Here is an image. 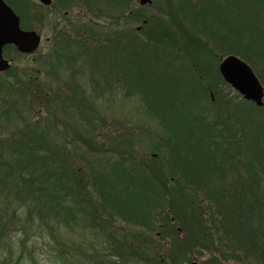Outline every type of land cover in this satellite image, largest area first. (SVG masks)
<instances>
[{
	"label": "trees",
	"instance_id": "1",
	"mask_svg": "<svg viewBox=\"0 0 264 264\" xmlns=\"http://www.w3.org/2000/svg\"><path fill=\"white\" fill-rule=\"evenodd\" d=\"M3 1L18 15L22 28L34 30L29 23L28 0ZM174 1L168 3L167 9L151 7L157 13L154 17L132 12V22L143 25L132 42L122 40L127 34L116 31L118 24L111 16L108 27L92 23L97 18L92 15L89 23L75 20L68 34L55 30L52 36L53 43L59 44L53 46L51 56L55 64L49 67L57 74L55 78L60 77L59 91L53 94L58 96L59 111L64 117L77 116L84 133L91 136L99 132L95 126L106 123L103 118H96L93 99L90 101L84 94L81 78L76 80L85 67L93 95L102 94L96 90L99 84L117 80V87L122 83L120 88L124 87L126 96L138 97L145 113L156 119L159 128L152 135L145 131L156 159L152 166H142L134 160L127 162L120 155H116V160L110 159L105 153V159L101 155L103 160L94 162L82 158L86 172L83 179L90 182L103 212L140 232L131 238L109 237L113 248L106 251L87 249L89 240L76 246L71 239L61 236L59 255H64L65 264H95L103 257L110 260L112 253L122 264H186L194 251L204 247L203 243L209 240L212 244L211 234L217 232V223L222 229L218 241L227 239L237 252L253 260L264 255V189L255 172L257 167H253L254 158L249 155L257 152L260 157L264 146L244 141L243 124L236 121L240 111L230 108L223 98L211 102L207 91L214 84L207 80L203 86L201 80L206 75L197 71L210 59L198 55V51L212 50L224 58L233 56L254 73L263 89L264 104V0ZM113 2L122 6L119 12L127 16L131 3ZM55 8L53 1L48 9L54 12ZM168 17L180 27L178 34L182 37L190 28L210 45L208 49L203 41L195 40L199 47H192L196 55H190L180 39L173 41L177 52L198 61L199 66H193L197 73L188 71L176 53L155 47V30ZM56 32L65 33L61 41ZM113 37H118V42L112 43ZM119 42L124 44L123 49L116 44ZM7 54L10 57L14 52L9 55V50ZM215 69L218 81L224 83L218 67ZM67 71L71 84L61 79ZM105 72L110 74L104 76ZM95 74H99L100 80ZM244 103L255 107L251 102L243 100ZM242 104L237 107L242 109ZM53 121L55 117H47L35 122L36 126H26L17 132L15 144L5 152L0 149V235H25L29 226L35 233L41 226L68 227L72 222H80L82 218L77 214L84 211H89L90 222L93 218L96 221L99 211L93 204H84V209L81 205L77 210L71 205V201L76 205L87 199L80 198L85 195L82 192L81 196L70 192L68 181L76 168L67 164L72 159L64 155V144L54 145L52 133L62 137L64 129L57 131ZM91 151V156L95 155L94 149ZM261 161L257 164L264 173ZM109 163L113 165L108 167ZM231 176L234 181L229 180ZM23 208L27 209L24 219L19 212ZM186 210L193 213L186 216ZM214 215L220 218L216 221ZM205 216L210 217L209 223ZM209 225L214 229L212 233ZM25 251L31 260L33 253L38 252Z\"/></svg>",
	"mask_w": 264,
	"mask_h": 264
},
{
	"label": "rangeland",
	"instance_id": "2",
	"mask_svg": "<svg viewBox=\"0 0 264 264\" xmlns=\"http://www.w3.org/2000/svg\"><path fill=\"white\" fill-rule=\"evenodd\" d=\"M28 1V6H30L31 10L30 15L28 16L29 23L31 27L34 28L33 31L40 34L41 43L40 46L37 47V50L32 54L22 56L12 54L9 58L12 60L10 70L0 73V149L3 148V150L0 151L5 152V150L10 148L11 144H15L17 138H19L17 132L24 130L26 126H36L35 122L37 121L41 122L44 119L46 120L47 117H55L56 121L53 122L56 125V130L61 132V130L64 129V135L61 137L59 133L57 134L54 131L52 133L54 145L58 147V144H64V155L66 157L69 156L70 159H72L68 160L67 164L76 168L73 170V173L70 176L71 178L68 181L72 187V191L70 192L77 196L78 194L81 196L82 192L85 195H82L80 198L87 199V201L79 200L81 203H76V205L71 201V205L77 210L81 205L84 209V204L90 203V205L93 204L95 209L99 212L96 214V221H94L93 218L92 222L89 220V211H84L77 214L82 220H80V222H72L73 224L68 227L55 226L54 229H52L50 226L48 228L41 226L39 232L37 231V233H35V231L29 226L27 228L28 232L24 231L25 235L18 232H13L8 234V236L5 234L0 235V259H3L2 257L6 255L12 264H65L63 261L64 255H59L60 246L62 244L60 243L61 236H63L64 239L65 236L68 237L76 246H78L77 243H81L82 240H89L88 244H86L87 249H90L91 251H106L108 249L112 250L113 248L108 239L109 237L123 235L124 237L131 238L134 233L140 232L137 228L124 224L117 217L103 212V206L101 205L98 196L92 191L90 182L87 179H83L86 176V172L85 164L83 162L85 159L82 158L85 156L87 160L94 162L95 160L105 159L106 156L103 155V153H105L110 159L116 160V155H120L119 157L127 160V162L134 160L139 164H142V166L143 164L152 166L156 159L152 156L154 152H150V143L148 141V136H146L148 134H146L145 131H148L150 135H152L154 132H157L159 128L156 119L145 113L141 107L142 105H140L141 103L138 100V97L126 96L124 87L122 86L120 88L123 84H118L117 87V80L114 82V80L108 81L105 79L109 84H99L98 87L100 88L96 86V90L101 91L102 94L96 96L93 95L94 90L89 87L90 74L85 67H83L84 71L81 72L82 74L78 76L81 78V81L79 82L83 85L84 94L90 101L93 99L94 108L97 112L95 113L96 118H103L106 123L103 125L100 122V126H95L96 130L99 132H96L91 136L89 132L84 133L85 130L82 129V123L77 122V116L74 117L72 115V117H68L66 115L64 117L63 113L59 111L60 102H58V96L56 95L59 91L58 88L60 87V82H58L60 77L55 78L57 74L55 75L53 73L54 70H50L49 67L50 65L55 64L54 58L51 56V53H53V46L59 44L53 43L55 40H53L52 36H54L55 30L59 32L66 31L68 34V31L72 26L71 24H75V18L72 17L76 16L78 7L74 8L75 10L69 8L75 1V4L79 3L88 6H82L87 10H84V15L82 14L83 16H80L81 22L89 23V19L91 20V17H93L92 15H94L97 18H95L96 20L93 19L92 23H98L100 26L102 24V26L106 25L108 27V18L111 16L113 21H116L115 23L118 24L116 31L127 34L125 39L123 37L122 40H130V42H132L134 37H136V34L138 35L141 33L140 31L143 26L137 22H132L133 20L130 18L132 12L136 15L139 13L142 14L143 12V14H146L148 17H154L157 13L156 10L151 7L155 5L158 8L165 7L167 9L168 3L171 2L174 4L175 1L151 0L152 3L150 6H141L139 0H127L131 3L128 11H126V15H130L129 17L124 14L122 15L119 12L122 6L118 7L117 4L113 2L114 0H88V3L79 0H54L56 4L55 10L57 7L61 9L66 8V10L60 11L61 14L68 12L69 15L65 17L61 14L59 15L55 10L54 12H51L52 10L40 6V4H37V0ZM199 12L200 8L197 11V15H199ZM161 21L162 23L160 24V27H157V30H155L157 33L154 35L156 42L155 47L165 48L168 51L176 53L178 58H181L182 63L189 69L188 71L192 72V74L197 73V71L200 72V74H205L206 76L201 80L203 86L206 85L205 81L208 82L207 80L212 81L214 84L213 86L211 85L207 91V95L212 100L211 102L214 103V101L216 102L223 98V101L227 102L230 105V108L233 110L234 108L238 109L240 115L238 114L239 118L236 116L238 118L236 121L243 124L244 141L247 143L254 142L255 145L262 143L264 146V105L263 107H257L252 103L255 106L252 107L246 103L242 104L243 100H241L236 91L232 90L231 87L229 88L225 82L221 83L218 81L215 67H218L219 70L221 63L229 57L224 58V56H221L212 50L210 53H204L202 50L200 52L198 51V55L200 54L204 58L207 56L210 57V59L205 60L207 63L203 62V69L200 70L198 68L199 70L194 71L195 68L193 66H199L198 61H196V59L191 60L188 58L190 55H196L192 47L198 49L199 45L195 40H198V42L199 40L203 41L208 49H211L210 45L205 42L201 36H198L196 31L190 30V28L187 29L189 32L186 36L182 37L178 34L180 32V27L172 22V18L170 17ZM129 33L133 35L132 38L129 37ZM64 34L65 33L57 35V39L61 41ZM66 37L68 36H65V38ZM177 39H180L179 41H182V44L187 45V53L190 55L187 56L185 55L186 53L177 52L175 48L176 45L173 48V45L175 44L173 41ZM117 40L118 37H113L111 42H118ZM120 43L121 42L116 44L123 49L124 44ZM111 46L112 45H110V47ZM176 62L181 63L180 61ZM190 72L187 73L191 76ZM23 73H26L27 75H23ZM108 74L110 73L105 72L104 76ZM219 74L221 75L220 70ZM68 75V71L63 72L61 79L63 78L66 80L65 83L71 84ZM98 75L99 74H95L94 77L97 80H100V76ZM54 81H56V83ZM241 104L243 105L242 109L237 107V105L239 106ZM72 112L76 113V110H73ZM91 128L92 127H88V129ZM144 132L145 135L143 134ZM6 145L7 147L5 148ZM91 149H94L95 155L93 156H91ZM262 152L263 153H261L260 157L257 152L256 154L249 153V155L254 158L253 167H257L255 172L261 188L264 189V173L258 168L261 166L257 164V162L262 159L261 162L264 167V149ZM101 155L103 159H100L102 158ZM1 157L2 155H0V158ZM112 165V163H109L107 166L111 167ZM229 180L234 181V178L231 176ZM26 210L27 209L23 208L19 211L23 219ZM72 212L74 213L73 210ZM185 213L187 216L191 215L193 211L186 210ZM205 217L209 223L210 217ZM213 217L216 221L220 218L216 215ZM215 227L219 231L216 229L217 232H213V227L209 225L211 233L213 232V234H211L214 239L212 244H210L209 240L203 243L204 247L201 250L194 251L189 258L190 261L186 264L192 262H197L198 264H264V255L262 257L258 256L257 259L253 260V258L248 255H243V253L239 251L237 252L234 249L235 247H231L227 239L220 238V241H218L217 239L222 236V229L218 223ZM175 229L179 230L178 228ZM179 233L181 235V231ZM209 246H211L210 248L212 249H209ZM29 249H35L38 251L37 253L32 252L34 256L33 260L28 258L29 255L25 251ZM113 255L114 254L112 253L110 260H105L106 258L103 257V261H97L95 264H122Z\"/></svg>",
	"mask_w": 264,
	"mask_h": 264
},
{
	"label": "water",
	"instance_id": "3",
	"mask_svg": "<svg viewBox=\"0 0 264 264\" xmlns=\"http://www.w3.org/2000/svg\"><path fill=\"white\" fill-rule=\"evenodd\" d=\"M37 2L43 6L51 4V0H37ZM139 3L141 6L151 4L149 0H140ZM18 27V17L3 0H0V49L5 45L12 44L21 53H34L40 45L41 38L33 31H23ZM9 68V62L0 56V72ZM219 70L222 80L240 94L243 100L250 101L258 107L263 105L260 84L247 65L234 57H229L221 63ZM190 264L198 263L192 262Z\"/></svg>",
	"mask_w": 264,
	"mask_h": 264
},
{
	"label": "flooded vegetation",
	"instance_id": "4",
	"mask_svg": "<svg viewBox=\"0 0 264 264\" xmlns=\"http://www.w3.org/2000/svg\"><path fill=\"white\" fill-rule=\"evenodd\" d=\"M53 1L54 0H52V3H53ZM78 1V0H77ZM82 1H86L87 3H88V0H82ZM74 4H71V6L69 7L71 10H75L74 8H76V7H78V9H77V13H76V16L75 17H72V18H75V20L77 21V20H79L80 21V19H81V17L80 16H83L84 15V13H85V11L84 10H87V9H85L84 7L86 6V5H81V4H79V3H76L75 4V1L73 2ZM56 5V4H55ZM9 6V5H8ZM82 6H84V7H82ZM10 7V6H9ZM51 6H49V7H46V8H50ZM86 7H88V6H86ZM11 8V7H10ZM12 9V8H11ZM12 11L14 12V10L12 9ZM55 11H57L58 13H59V15L61 14L60 13V11H61V8H58L57 7V9L55 10ZM15 13V12H14ZM81 13V14H80ZM88 13V12H87ZM83 14V15H82ZM15 15L18 17V15L15 13ZM62 16H68L69 14H68V12H65V13H62L61 14ZM18 20H19V27L18 28H20L21 30H23V31H26L27 29H25V28H22V26L20 25V18L18 17ZM74 21V20H73ZM76 21H74L75 23H76ZM12 47V48H11ZM17 47L16 46H14V45H12V44H10V45H5V46H3L0 50V56H1V58L3 59V60H6V61H8L9 63H10V65L12 66V60L11 59H9L10 57L9 56H7L8 54V52H9V50H10V54L9 55H11V53L12 52H14V54H18V55H21V54H19L20 52L18 51V49H16ZM12 50V51H11ZM84 74H85V72H84ZM80 76V75H79ZM80 79V77H78L77 76V78H76V80H79ZM3 259H0V264H12V262L10 261V259L6 256V255H4L3 257H2Z\"/></svg>",
	"mask_w": 264,
	"mask_h": 264
}]
</instances>
